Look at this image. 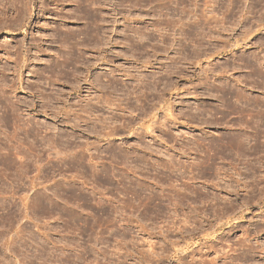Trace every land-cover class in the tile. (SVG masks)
<instances>
[{"label":"rangeland","instance_id":"obj_1","mask_svg":"<svg viewBox=\"0 0 264 264\" xmlns=\"http://www.w3.org/2000/svg\"><path fill=\"white\" fill-rule=\"evenodd\" d=\"M22 5L0 0V264H264V0Z\"/></svg>","mask_w":264,"mask_h":264},{"label":"bare ground","instance_id":"obj_2","mask_svg":"<svg viewBox=\"0 0 264 264\" xmlns=\"http://www.w3.org/2000/svg\"><path fill=\"white\" fill-rule=\"evenodd\" d=\"M24 1H26V2H24ZM27 1H28V0H22V3H23L22 6H23V7H24V6L27 7V6H26ZM26 9H27V8H26ZM21 10H22V9H21ZM27 10H29V9H27ZM25 12H27V11H25ZM26 14H27V13L23 14V16H22L21 19L24 20V19H25L24 17H25ZM26 17H27V16H26ZM1 22H2V21H1ZM21 23H22V20H21ZM95 37H96V36H95ZM75 44H76V43H75ZM69 56H70V55H69ZM70 60H71V59H70ZM76 61H77V60H76ZM77 64H78V63H77ZM70 65H71V64H70ZM175 69L177 70L178 67L175 66V65L173 64L172 69H171V72H170V77H171L172 75H175V74L177 75V73L175 72V71H176ZM130 77H131V75H130ZM172 77H173V76H172ZM142 80H143V78H142ZM108 81L110 82V86H113V85H114V82H112L111 80H108ZM171 83H173V82H171ZM171 83H169V84H171ZM91 84H92V87H94V82H92ZM173 85H174V84H173ZM76 86H77V85H76ZM79 86H80V84L78 85V88L76 87V89H77L76 91H79V90H80V89H79ZM113 87H114V86H113ZM154 87H155V86H154ZM149 88H151V87L148 86V89H149ZM74 89H75V88H73V90H74ZM164 89H165V88H164ZM151 90H152V89H151ZM161 96H162V95L158 96V99H161ZM162 97H163V96H162ZM129 99H130V98H129ZM147 99L150 100L151 98H149V96H148ZM147 99H146V100H147ZM152 99H153V98H152ZM149 100H148V101H149ZM154 100H155V99H154ZM161 100H162V99H161ZM105 101H106V100H105ZM107 101H108V100H107ZM109 101H110V100H109ZM111 101H112V100H111ZM151 101H153V100H151ZM151 101H150V102H151ZM108 103H109V102H108Z\"/></svg>","mask_w":264,"mask_h":264}]
</instances>
